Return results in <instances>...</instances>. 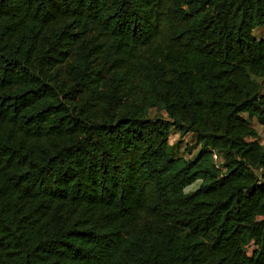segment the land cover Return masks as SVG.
Returning <instances> with one entry per match:
<instances>
[{
  "label": "trees",
  "instance_id": "obj_1",
  "mask_svg": "<svg viewBox=\"0 0 264 264\" xmlns=\"http://www.w3.org/2000/svg\"><path fill=\"white\" fill-rule=\"evenodd\" d=\"M263 26L264 0H0V264H264Z\"/></svg>",
  "mask_w": 264,
  "mask_h": 264
},
{
  "label": "rangeland",
  "instance_id": "obj_2",
  "mask_svg": "<svg viewBox=\"0 0 264 264\" xmlns=\"http://www.w3.org/2000/svg\"><path fill=\"white\" fill-rule=\"evenodd\" d=\"M254 34L258 38L264 37V27H258L254 30ZM166 111H159L156 108H153L149 111V117H166ZM252 125H254L260 134L261 143L264 145V127L260 125L256 120H253ZM170 142L174 144L175 155L185 156L186 158H191L199 149V146L196 145L193 138L190 134H187L184 137H180L178 133H172L170 136ZM189 148V150H188ZM201 181H197L194 184L190 185L186 191L192 192L200 186Z\"/></svg>",
  "mask_w": 264,
  "mask_h": 264
},
{
  "label": "built area",
  "instance_id": "obj_3",
  "mask_svg": "<svg viewBox=\"0 0 264 264\" xmlns=\"http://www.w3.org/2000/svg\"><path fill=\"white\" fill-rule=\"evenodd\" d=\"M213 160L217 168H223V158L217 151H213Z\"/></svg>",
  "mask_w": 264,
  "mask_h": 264
},
{
  "label": "crops",
  "instance_id": "obj_4",
  "mask_svg": "<svg viewBox=\"0 0 264 264\" xmlns=\"http://www.w3.org/2000/svg\"><path fill=\"white\" fill-rule=\"evenodd\" d=\"M264 27V26H263Z\"/></svg>",
  "mask_w": 264,
  "mask_h": 264
}]
</instances>
